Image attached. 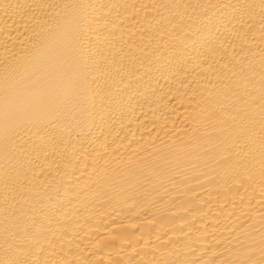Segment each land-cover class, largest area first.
Listing matches in <instances>:
<instances>
[{"label":"bare ground","instance_id":"bare-ground-1","mask_svg":"<svg viewBox=\"0 0 264 264\" xmlns=\"http://www.w3.org/2000/svg\"><path fill=\"white\" fill-rule=\"evenodd\" d=\"M0 264H264V0H0Z\"/></svg>","mask_w":264,"mask_h":264}]
</instances>
